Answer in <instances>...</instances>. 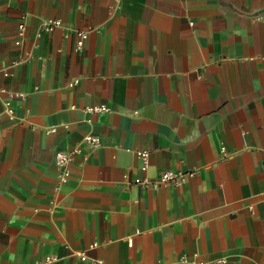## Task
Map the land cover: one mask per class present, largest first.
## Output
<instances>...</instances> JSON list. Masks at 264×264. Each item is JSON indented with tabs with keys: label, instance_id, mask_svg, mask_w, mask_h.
<instances>
[{
	"label": "crops",
	"instance_id": "crops-1",
	"mask_svg": "<svg viewBox=\"0 0 264 264\" xmlns=\"http://www.w3.org/2000/svg\"><path fill=\"white\" fill-rule=\"evenodd\" d=\"M49 256L264 264V0H0V264Z\"/></svg>",
	"mask_w": 264,
	"mask_h": 264
},
{
	"label": "built area",
	"instance_id": "built-area-1",
	"mask_svg": "<svg viewBox=\"0 0 264 264\" xmlns=\"http://www.w3.org/2000/svg\"><path fill=\"white\" fill-rule=\"evenodd\" d=\"M62 25L61 21L59 19H49L46 22L43 23L41 30L42 31H51L54 28H58ZM18 38L15 41L16 45H19L21 43V39L24 35L25 31V26L24 24H19L18 26ZM89 30H84V29H77L75 31V35L77 38L76 45H75V50L81 51L83 48L84 42L88 37ZM39 36V35H38ZM88 111H105L107 108L105 106H100V107H89L87 109ZM5 114L8 116L10 120H13L14 115H13V109L10 106L9 103H5V109H4ZM85 139L84 142L89 144L92 147H98L100 145V139H98L96 136L93 135H86L84 137ZM73 152H78V150H73ZM70 153L67 151H58L55 154V163L56 165L61 168L65 169L67 164L70 161ZM137 156L140 159L141 162V167L146 168L148 165V159L149 158V152L148 151H138ZM194 174V171H172V170H165L161 172L160 176L157 177L156 179H136L134 181L135 184L140 185L141 187L144 186L146 188H157L160 185L163 184H169V183H174V184H180L183 182L186 176H192ZM96 246V244H93L92 247ZM78 256L80 257L81 260L86 259V255L84 253H79ZM54 257H47L44 262H40L39 264H47L49 262H52ZM96 264H103L101 260L94 261Z\"/></svg>",
	"mask_w": 264,
	"mask_h": 264
}]
</instances>
